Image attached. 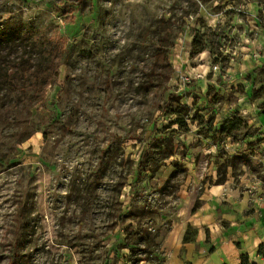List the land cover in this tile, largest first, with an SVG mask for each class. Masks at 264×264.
<instances>
[{"label": "rangeland", "instance_id": "rangeland-1", "mask_svg": "<svg viewBox=\"0 0 264 264\" xmlns=\"http://www.w3.org/2000/svg\"><path fill=\"white\" fill-rule=\"evenodd\" d=\"M0 33L61 53L39 101L0 61V264H204L264 226V0H0Z\"/></svg>", "mask_w": 264, "mask_h": 264}, {"label": "trees", "instance_id": "trees-1", "mask_svg": "<svg viewBox=\"0 0 264 264\" xmlns=\"http://www.w3.org/2000/svg\"><path fill=\"white\" fill-rule=\"evenodd\" d=\"M171 20V18L168 19V21ZM7 35L8 34L0 33V49L2 45L9 40ZM174 38L175 35L173 33L166 31L155 48L152 68L158 75L166 74L167 69L171 66L169 52L174 43ZM57 44L58 43H54L51 47H46L36 39L24 36L19 38L16 46H10V51L7 56L0 54L1 63H3L5 67L9 66V68L13 69V74L10 79L17 78L25 87L32 88L37 94V101L43 99L46 87L50 83L54 67L52 63L60 59V45ZM204 50L205 46L199 43L197 37L194 36L191 55L195 56ZM35 58H39V62H35ZM169 77L170 75L168 73L166 79H169ZM177 121L181 124L183 123L181 120ZM231 122L229 124V121H227L221 129L222 131L227 132L228 135H230L229 131L232 129ZM198 208L197 205H194L192 213H195ZM193 241L194 239L189 236V230H187L183 237V242L188 243ZM259 253L264 258L263 244L259 247ZM240 258V264H258L257 262L251 261L248 254H242ZM10 264H15L14 259Z\"/></svg>", "mask_w": 264, "mask_h": 264}, {"label": "crops", "instance_id": "crops-1", "mask_svg": "<svg viewBox=\"0 0 264 264\" xmlns=\"http://www.w3.org/2000/svg\"><path fill=\"white\" fill-rule=\"evenodd\" d=\"M214 195H219L221 193V189L216 190L213 188ZM199 213V212H198ZM202 215L204 211L201 210ZM210 215V214H208ZM202 220V219H201ZM211 220V216H207L205 220H202L203 223H208ZM208 225V224H207ZM212 245L215 248L210 256L206 259L204 264H240L241 263V255L249 254L253 255L258 248L260 243H264V226L262 225L261 230L259 227H250V230L245 234L246 239L242 246H234V244L230 243L229 237L230 234L224 229L212 226ZM226 239V241H224ZM221 240V241H220ZM223 240V241H222ZM188 253L194 255L195 245L193 242L185 243ZM257 262L256 260H252Z\"/></svg>", "mask_w": 264, "mask_h": 264}]
</instances>
